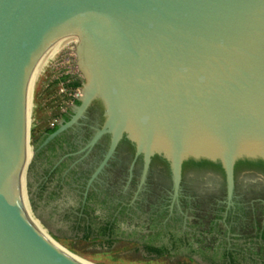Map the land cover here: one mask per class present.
I'll return each instance as SVG.
<instances>
[{
    "label": "water",
    "instance_id": "1",
    "mask_svg": "<svg viewBox=\"0 0 264 264\" xmlns=\"http://www.w3.org/2000/svg\"><path fill=\"white\" fill-rule=\"evenodd\" d=\"M66 52L84 66L78 61L82 103L50 138L86 122L80 118L93 102L101 105L102 126L80 150L88 153L109 136L89 186L134 121L141 136L132 135V150L135 161L144 154L142 182L162 147L178 196L182 179L192 181L199 164L185 160L183 176L184 146L200 136L220 148L225 163L217 166L226 169L229 204L236 172L240 189L253 188L244 182L235 148L251 137L264 148V0H0V264H92L55 242L28 209L30 198L39 212L31 80L48 59ZM200 178L209 180L204 170ZM221 186L226 190L225 181Z\"/></svg>",
    "mask_w": 264,
    "mask_h": 264
},
{
    "label": "trees",
    "instance_id": "2",
    "mask_svg": "<svg viewBox=\"0 0 264 264\" xmlns=\"http://www.w3.org/2000/svg\"><path fill=\"white\" fill-rule=\"evenodd\" d=\"M59 79L64 81L70 92L83 83L80 76L73 78L69 73ZM74 101L77 105L82 103L78 96L74 97ZM96 106L98 112L100 111L99 115L89 120L86 116L91 117L90 113ZM87 110L86 115L81 118L87 120V124H74L50 138L61 128L62 124L56 122L39 136L41 149L36 163L33 199L47 224L68 239L101 241L110 248L120 241L132 243L147 258L178 255L186 258L184 264H264V229L256 228V222L250 217L253 211L248 209L252 206L246 205L244 200L238 204L240 208L237 206L230 209L227 221H222L227 207L224 202L217 208V220L202 219L196 224L190 222L181 228L169 226L159 229L158 223L154 222L150 227L152 234L149 237H144L141 229H129L124 226L128 219L126 207L118 210V206L114 204L115 198L111 200L110 205L99 211L97 192L94 189L98 179L87 194L85 184L99 164V160L95 162V159H102L103 148L107 151L109 142H103V136L90 153L83 157L85 152L80 150L87 145L103 123V112L99 103L93 102ZM135 132L141 136L138 124L133 121L125 131L124 137ZM160 136L170 151L167 138L162 133ZM157 144L156 139L154 146ZM250 150H258L259 155L264 158L262 144L255 137H251L236 146L235 160ZM192 152L204 157L209 156L210 159L214 152H218L221 155L220 161H224L220 148L205 137L199 136L185 144V158ZM215 161L218 162L216 159ZM89 165L92 166L85 173V167ZM74 193L78 197L70 198ZM141 220L139 219V224L145 225V221Z\"/></svg>",
    "mask_w": 264,
    "mask_h": 264
},
{
    "label": "flooded vegetation",
    "instance_id": "3",
    "mask_svg": "<svg viewBox=\"0 0 264 264\" xmlns=\"http://www.w3.org/2000/svg\"><path fill=\"white\" fill-rule=\"evenodd\" d=\"M99 112L98 106H96L90 113L91 117H86L89 120L94 119L99 115ZM79 122L80 121L77 123ZM85 124L87 123H83V125ZM90 125L92 124L90 123ZM132 135L133 134H129L128 137H124L123 142H121L122 144L118 146L109 163L94 180L95 182L96 179H98V183H95L94 189L97 192L96 200L97 205L100 207L99 211H102L103 207L105 208L110 205L111 200L115 198L116 201L114 204L118 206V210L126 207L128 219L124 226L129 229H141L144 237H149L152 234L149 230L154 222L158 223L157 228L159 229L169 226L181 228L190 222L196 224L202 219L207 221L211 219L217 220V208L224 202L227 203V207L222 221H227L230 209L232 207H237L238 204L244 200L246 205L252 206L248 209L253 211L250 217L253 219V222H256V228L261 227L264 229V166H262L258 172L247 174L250 170L251 164H257L259 159L262 161L263 156L261 157L259 155L258 150H250L249 152L238 156V161L235 160L238 164H243L242 168L245 170L243 172L244 182L246 184H252L253 188L249 186L247 192L245 189H240L238 185L240 178H238L236 172L234 197L232 203L229 204L226 169L224 167L222 168V166H217V163H220V153L214 152L211 159L209 156L204 157L197 152H192V154L186 156L188 158H185L183 153V176L185 172V160H196L199 164H197V171H192V176L190 177V179H193L192 181L187 182L184 181V178L182 179L179 195L176 196L173 173L171 168L167 166V163L164 162L163 157H161L164 155L165 151L162 147H158V149H160L158 152L154 150L149 172L145 181L142 182L144 154H140L135 161L137 151L132 150V143L135 142ZM103 138V142H106L107 136L104 135ZM156 148L157 147L154 146V149ZM89 153L90 152H85L83 157ZM102 153L104 154L102 157L103 159L106 154L104 148ZM156 153H158V155H156ZM171 158L173 161V157ZM102 159L96 158L95 162L99 160L100 164ZM215 159L218 160V162L215 161ZM262 162L264 165V159ZM91 166L92 165L85 167V173L90 170ZM189 168L192 169L193 166H188V169ZM203 170L209 177L208 181L204 178L205 182L200 178L203 175ZM262 173L263 175H261ZM89 180L85 184L86 194L94 184L93 182L89 186ZM222 181H225L226 190L221 186ZM81 186H84V184H81ZM185 187L186 191L184 190ZM211 189L214 191L223 190L224 195H221L219 199L213 198L211 196ZM110 195H117L118 197H110ZM238 207L240 208L241 206ZM207 212H209V214H207ZM139 219H142L141 221L144 220L145 225H140Z\"/></svg>",
    "mask_w": 264,
    "mask_h": 264
},
{
    "label": "rangeland",
    "instance_id": "4",
    "mask_svg": "<svg viewBox=\"0 0 264 264\" xmlns=\"http://www.w3.org/2000/svg\"><path fill=\"white\" fill-rule=\"evenodd\" d=\"M66 73L71 74L73 78L80 76L83 79L82 85L75 88L73 92H70L64 81L59 79ZM84 81L85 78L78 63V55L74 52L61 53L43 64L37 76L34 93V125L37 124L36 127L34 126V130L38 137L46 131L48 126H54L56 122L63 124L73 114L78 107L74 97L83 95ZM79 123L88 122L80 121ZM106 136L109 142V136ZM33 182L32 188L35 180ZM184 190L186 191V187ZM221 195H224L223 191H211L213 198L219 199ZM77 197V194L74 193L70 198L75 199ZM69 240L79 246L87 255L105 264H184V260H186L185 257L178 255L147 258L142 251L136 249L129 242L120 241L110 248L101 241ZM191 264L198 263L193 262Z\"/></svg>",
    "mask_w": 264,
    "mask_h": 264
},
{
    "label": "bare ground",
    "instance_id": "5",
    "mask_svg": "<svg viewBox=\"0 0 264 264\" xmlns=\"http://www.w3.org/2000/svg\"><path fill=\"white\" fill-rule=\"evenodd\" d=\"M78 61H79L80 65L83 66L81 58L78 59ZM41 67L36 71L35 75L33 76L32 80H31V87L33 88L32 89L33 94L35 93V84H36L37 76L39 74V71H40ZM32 112H34V103H33ZM35 123H36V120H35ZM36 125L37 124H35L34 126L36 127ZM40 149H41V143H40L39 137H38V135H37V133L35 131V133H34L33 159H32V165H31V173L33 172V169L35 167V163H37L38 156H39V153H40ZM28 209H29V212L34 217V219L36 220V222L43 229V231L46 234H48L53 240H55V242H57L60 246H62L66 250L72 252L73 254L78 255L79 257L83 258L84 260L88 261L89 263H92V264H105V263H102V262L92 258L91 256L87 255L79 246L73 244L68 238L62 237L61 234L58 232V230L56 228H54L53 226L44 225L43 223L45 222V220L43 219L41 214L35 210L32 202L30 201V198H29V207H28Z\"/></svg>",
    "mask_w": 264,
    "mask_h": 264
}]
</instances>
